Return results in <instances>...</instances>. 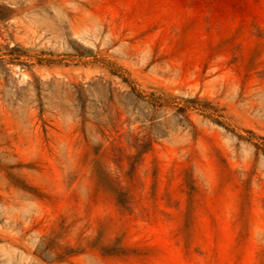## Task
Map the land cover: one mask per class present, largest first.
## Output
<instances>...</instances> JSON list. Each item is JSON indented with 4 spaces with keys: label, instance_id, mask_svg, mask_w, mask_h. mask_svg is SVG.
<instances>
[{
    "label": "rangeland",
    "instance_id": "1",
    "mask_svg": "<svg viewBox=\"0 0 264 264\" xmlns=\"http://www.w3.org/2000/svg\"><path fill=\"white\" fill-rule=\"evenodd\" d=\"M264 0H0V264H264Z\"/></svg>",
    "mask_w": 264,
    "mask_h": 264
},
{
    "label": "trees",
    "instance_id": "2",
    "mask_svg": "<svg viewBox=\"0 0 264 264\" xmlns=\"http://www.w3.org/2000/svg\"><path fill=\"white\" fill-rule=\"evenodd\" d=\"M260 148H262L264 150V142H262L261 145H259Z\"/></svg>",
    "mask_w": 264,
    "mask_h": 264
}]
</instances>
